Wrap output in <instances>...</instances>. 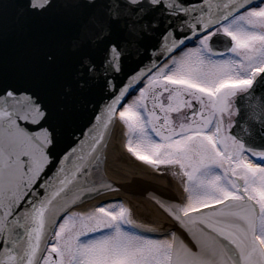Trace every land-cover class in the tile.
Returning <instances> with one entry per match:
<instances>
[{
	"label": "snow or ice",
	"instance_id": "1",
	"mask_svg": "<svg viewBox=\"0 0 264 264\" xmlns=\"http://www.w3.org/2000/svg\"><path fill=\"white\" fill-rule=\"evenodd\" d=\"M116 125L170 222L73 211ZM0 264H264V0H0Z\"/></svg>",
	"mask_w": 264,
	"mask_h": 264
},
{
	"label": "water",
	"instance_id": "2",
	"mask_svg": "<svg viewBox=\"0 0 264 264\" xmlns=\"http://www.w3.org/2000/svg\"><path fill=\"white\" fill-rule=\"evenodd\" d=\"M218 49L222 48L223 45L217 43L215 45ZM260 95V92H257V96ZM250 103L251 101L248 98H236L235 108L238 109V114L235 116L234 121L240 123L243 127L245 121L250 115ZM86 119V118H85ZM240 131V129H236ZM108 133L107 141L109 138ZM104 149V155L107 148ZM120 142V140H119ZM160 171L152 168L149 165L144 164L143 162L137 160H131L124 162V170H118V176L104 170L103 166V176L107 181H110L116 190L114 191H105L101 195L95 196L91 199L85 200L79 207L88 205L92 206L98 202V199L103 196H128L133 198V207H134V217L136 219L150 220L154 216H160L154 209L152 205H149L145 200L149 201L151 204L155 205L161 212L162 210L156 203L157 199H178L180 196L172 190L170 187L166 186V183L171 184L168 177H164L167 180H160L156 175H159ZM163 178V179H164ZM180 185V186H179ZM179 191L181 193V184L179 181ZM142 198V199H141ZM145 199V200H144ZM153 212V213H152ZM163 213V212H162ZM161 217V216H160ZM163 218L167 220L165 214L163 213ZM167 222H170L167 220Z\"/></svg>",
	"mask_w": 264,
	"mask_h": 264
},
{
	"label": "bare ground",
	"instance_id": "3",
	"mask_svg": "<svg viewBox=\"0 0 264 264\" xmlns=\"http://www.w3.org/2000/svg\"><path fill=\"white\" fill-rule=\"evenodd\" d=\"M120 134V126L116 125L111 129L109 138L107 141L106 155L104 170L118 176V170H124V162L130 161L129 158L124 154L121 146L118 142ZM110 196L100 197L98 200L108 199ZM130 204L133 207V198L128 197Z\"/></svg>",
	"mask_w": 264,
	"mask_h": 264
},
{
	"label": "flooded vegetation",
	"instance_id": "4",
	"mask_svg": "<svg viewBox=\"0 0 264 264\" xmlns=\"http://www.w3.org/2000/svg\"><path fill=\"white\" fill-rule=\"evenodd\" d=\"M187 111H188L187 109H183V110H181L180 113H172L170 115H171V118L173 119V121L176 124H179L181 121H184V119H185V113ZM132 158H134V157H132ZM173 171L174 170H171V171L170 170L169 171L168 170L162 171V177L163 178L164 177H168V178L172 179L173 181H175V183H178L180 179H179L178 176H175V175L172 174ZM125 206H128V205H125ZM86 208H89V207H85L84 209H86ZM76 210H80V209H76ZM160 216H154V214H153V217L150 220H143V219H138V220H140L142 222H154L155 224H159V223L163 222V217L162 216L160 217Z\"/></svg>",
	"mask_w": 264,
	"mask_h": 264
},
{
	"label": "rangeland",
	"instance_id": "5",
	"mask_svg": "<svg viewBox=\"0 0 264 264\" xmlns=\"http://www.w3.org/2000/svg\"><path fill=\"white\" fill-rule=\"evenodd\" d=\"M172 114V113H171ZM120 140H121V142H119V145L121 146V149L126 153V154H128L127 152H126V150L124 149V147H123V143H124V137L122 136V134H121V131H120ZM128 155H130V154H128ZM110 202H112V201H110ZM120 203H123V202H120ZM128 207H130V205L128 204ZM131 208V207H130ZM91 209V207H89V208H86V209H84V208H81L80 210H73V211H81V210H90ZM132 209V208H131ZM134 210V209H133ZM132 210V211H133ZM133 214H134V211H133ZM135 218V217H134Z\"/></svg>",
	"mask_w": 264,
	"mask_h": 264
}]
</instances>
